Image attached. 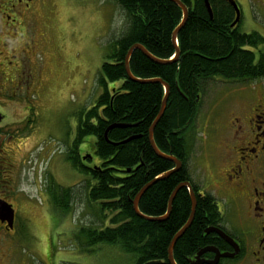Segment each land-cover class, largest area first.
<instances>
[{
    "label": "trees",
    "instance_id": "trees-1",
    "mask_svg": "<svg viewBox=\"0 0 264 264\" xmlns=\"http://www.w3.org/2000/svg\"><path fill=\"white\" fill-rule=\"evenodd\" d=\"M115 1L125 13V28L107 46L98 79L101 94L95 105L78 112L76 135L68 148L73 167L87 178L83 185L87 200L98 205L103 219L111 215L106 227H82L81 245L87 252H93L91 247L100 243L119 245L132 256L134 264H170L169 245L191 213L188 188L177 192L166 220L149 218L164 216L175 188L192 182L189 161L193 143L188 131L207 84L217 79L244 83L264 77V36L255 31L242 33L238 24L232 27L236 11L229 0H208L212 17L204 0H179L188 8V18L177 37L180 55L173 59L176 46L172 34L183 20L181 7L171 0ZM135 44L143 45L160 60L173 59L159 64L135 50L129 61L136 79H161L170 86L166 109L153 137L158 149L176 157L182 166L162 179L158 178L170 172L175 163L157 156L149 132L161 109L165 88L158 82L141 83L129 78L125 59ZM114 82L120 85L110 86ZM113 124L127 127L109 130ZM88 136L95 140L98 157L93 165L82 162L78 156V146ZM150 183L139 201L143 216H138L134 200ZM46 190L56 212H71L76 188L51 180ZM196 196L192 224L174 247L176 264H189L202 247L217 244L214 236L205 232L217 219V198L211 193Z\"/></svg>",
    "mask_w": 264,
    "mask_h": 264
},
{
    "label": "rangeland",
    "instance_id": "rangeland-1",
    "mask_svg": "<svg viewBox=\"0 0 264 264\" xmlns=\"http://www.w3.org/2000/svg\"><path fill=\"white\" fill-rule=\"evenodd\" d=\"M236 1L244 12L238 24L240 32L255 31L264 36L263 0ZM48 6L38 17L39 33L46 38L39 47V52L44 53L38 60L44 66L47 86L51 82V87L44 89L39 98L38 113L29 127L34 136L19 139L12 146V193L10 183L9 188L3 187L1 191L17 209V220L21 223L17 224L12 244L10 234L7 237L0 232V264H134L132 256L119 245L100 243L91 247L93 252L83 250L81 228L106 227L111 215L103 219L98 205L87 200L83 187L87 178L68 159L78 112L95 105L101 94L98 85L101 66L108 44L124 31L125 13L115 0H51ZM46 16L50 19L48 26ZM114 85L120 82L110 83ZM241 86L212 80L200 98L197 115L188 131L193 143L190 172L192 180L200 184L210 185L205 173L210 160L219 157L218 138L215 135L212 141L209 138L211 117L227 114L219 101L231 88ZM94 142L88 136L78 146L81 156H91L84 161L88 165L98 162ZM6 148L10 155V144ZM51 180L76 188L69 214L53 209L46 190Z\"/></svg>",
    "mask_w": 264,
    "mask_h": 264
},
{
    "label": "flooded vegetation",
    "instance_id": "flooded-vegetation-1",
    "mask_svg": "<svg viewBox=\"0 0 264 264\" xmlns=\"http://www.w3.org/2000/svg\"><path fill=\"white\" fill-rule=\"evenodd\" d=\"M50 1L0 0V199L15 211L13 227L0 220V232L7 237L10 234V244L21 222L1 188H9L10 183L12 193V146L34 136L29 127L38 113L39 98L51 87L38 60L44 53L39 47L46 41L39 33L38 17L49 9ZM243 13L240 8L241 19ZM49 20L47 17V26ZM47 44L52 46L51 41ZM221 81L243 86L231 88L220 99L225 116L211 117L209 138H218L219 157L210 160L205 173L210 185L188 182L198 195L211 193L217 198V219L208 228L223 232L231 241L216 231L208 232L217 244L202 247L198 253L210 249L198 260L195 254L189 264H264V77L244 83ZM78 156L82 162L88 157L80 152Z\"/></svg>",
    "mask_w": 264,
    "mask_h": 264
},
{
    "label": "water",
    "instance_id": "water-1",
    "mask_svg": "<svg viewBox=\"0 0 264 264\" xmlns=\"http://www.w3.org/2000/svg\"><path fill=\"white\" fill-rule=\"evenodd\" d=\"M173 2H175L177 5H179L183 11V20L181 22V24L179 25V27L173 32L172 34V40L176 46V53H175V57L173 59H177L180 55V50L179 48L177 47L178 46V43H177V37H178V34H179V31L182 29V27L185 25L186 21H187V18H188V9L187 7L179 0H171ZM205 1V4H206V8L210 14V16L212 17L213 14H212V9H211V6H210V3L208 0H204ZM232 4V6L234 7V9L236 10V20L233 22L232 24V27L236 26L238 24V22L240 21V9H239V6L237 4V2L235 0H229ZM135 50H140L145 56H147L149 59L153 60L154 62H157L159 64H166V63H169L172 60L170 61H163V60H160L156 57H154L143 45L141 44H135L133 45L127 55H126V59H125V68H126V72L129 76V78L131 80H137L141 83H148V82H158V83H161L164 88H165V97L163 99V102H162V105H161V109L156 117V119L154 120V122L152 123L151 127H150V132H149V141H150V144L154 150V152L157 154V156L161 157V158H164V159H167V160H170L172 162L175 163V167L170 171L168 172L167 174H165L164 176L158 178V179H162V178H166L167 176H169L170 174L178 171L181 166H182V162L180 160H178L176 157L174 156H171V155H166L164 153H162L158 147L156 146V143L154 141V129L157 125V123L160 121V119L162 118V116L164 115V112H165V109H166V105H167V101H168V98H169V93H170V86L168 84H166L164 81H162L161 79H153V80H141V79H136L132 73H131V70H130V65H129V61H130V58H131V55L132 53L135 51ZM125 128L127 127L126 125L124 124H113L110 126L109 130L112 129V128ZM86 158V157H85ZM151 185V183L145 187H143L141 189V191L138 193V195L136 196L135 200H134V210L136 212V214L138 216H143L140 211H139V201H140V198L141 196L143 195V193L146 191V189ZM188 188L189 192H190V197H191V202H192V208H191V213H190V216H189V219L187 221V223L183 226V228H181V230H179L177 232V234L173 237L170 245H169V248H168V261L170 264H176V261L174 259V254H173V251H174V247H175V244L176 242L181 238V236L186 232V230L191 226L192 224V221L194 219V216H195V211H196V206H197V196L196 194L194 193V191L192 190V187L190 185L189 182H183L181 184H179L175 190L173 191L170 199H169V204H168V211L166 213V215L164 217H160V218H149L150 220H157V221H163V220H166L171 211H172V204H173V200L177 194V192L182 189V188ZM14 218H15V211L12 207L11 204H9L8 202L0 199V220H2L3 222L4 221H7L8 222V225L9 227H13V222H14ZM210 231H216L221 237H223L224 239H226L227 241L231 239H229L228 236H226L223 232L219 231V230H214V229H211V228H208L205 232L208 233ZM210 248H207V249H204L202 251H200L196 257V259L198 260L200 255L205 252L206 250H208ZM212 250V249H211ZM146 264H161V262H148ZM195 264H198V263H195Z\"/></svg>",
    "mask_w": 264,
    "mask_h": 264
},
{
    "label": "bare ground",
    "instance_id": "bare-ground-1",
    "mask_svg": "<svg viewBox=\"0 0 264 264\" xmlns=\"http://www.w3.org/2000/svg\"><path fill=\"white\" fill-rule=\"evenodd\" d=\"M185 6H186V5H185ZM187 9H188V8H187ZM182 12H183V11H182ZM174 57H175V55H174ZM165 215H166V214H165ZM165 215H164V216H165ZM164 216H162V217H164ZM159 218H160V217H159Z\"/></svg>",
    "mask_w": 264,
    "mask_h": 264
}]
</instances>
